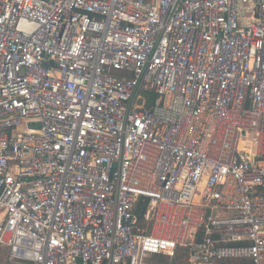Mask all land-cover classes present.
<instances>
[{
  "label": "built area",
  "instance_id": "1",
  "mask_svg": "<svg viewBox=\"0 0 264 264\" xmlns=\"http://www.w3.org/2000/svg\"><path fill=\"white\" fill-rule=\"evenodd\" d=\"M2 252L264 264V0H0Z\"/></svg>",
  "mask_w": 264,
  "mask_h": 264
},
{
  "label": "rangeland",
  "instance_id": "2",
  "mask_svg": "<svg viewBox=\"0 0 264 264\" xmlns=\"http://www.w3.org/2000/svg\"><path fill=\"white\" fill-rule=\"evenodd\" d=\"M4 255H5V253L2 252V255L0 257V264H4ZM151 261H155V259H151Z\"/></svg>",
  "mask_w": 264,
  "mask_h": 264
}]
</instances>
